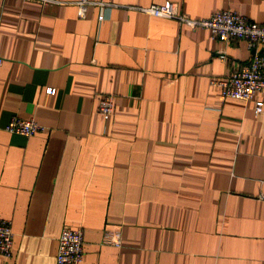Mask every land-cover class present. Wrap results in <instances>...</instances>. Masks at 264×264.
Instances as JSON below:
<instances>
[{
  "label": "crops",
  "instance_id": "1",
  "mask_svg": "<svg viewBox=\"0 0 264 264\" xmlns=\"http://www.w3.org/2000/svg\"><path fill=\"white\" fill-rule=\"evenodd\" d=\"M49 1L0 0V219L13 234L0 264H54L64 226L81 231L80 264H264V96L221 99L211 84L252 52L140 11L264 25V0H87L82 18L78 0ZM12 118L43 131L7 134Z\"/></svg>",
  "mask_w": 264,
  "mask_h": 264
},
{
  "label": "built area",
  "instance_id": "2",
  "mask_svg": "<svg viewBox=\"0 0 264 264\" xmlns=\"http://www.w3.org/2000/svg\"><path fill=\"white\" fill-rule=\"evenodd\" d=\"M38 5L53 4L49 0H22ZM87 0H78L74 3L77 18H82L85 8L90 5ZM101 11L108 10L109 5L97 3ZM142 13L154 18L173 20L190 30L203 29L208 31L210 39L219 43L229 40L242 41L245 47L252 52L249 61L240 66H233L230 73L211 84L218 89L221 99H233L247 102L256 94L264 96V25L255 24L245 18L236 15L229 10L215 11L202 19H191L183 13L177 12L173 5L165 2L160 5H150L140 9ZM104 20L102 12L97 16V21ZM225 61V58H218ZM46 95L53 94L50 89L45 90ZM113 106V98L109 95L102 96L97 101V113L104 123L107 122ZM262 103L256 102L253 108L254 116L261 111ZM2 131L29 138L41 133L43 128L32 119L20 120L12 118L2 128ZM12 237L10 221L0 219V255L9 258L12 252ZM82 234L79 229L62 227L56 244L54 264H80L83 256ZM117 245V241L115 242Z\"/></svg>",
  "mask_w": 264,
  "mask_h": 264
}]
</instances>
